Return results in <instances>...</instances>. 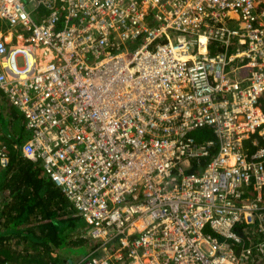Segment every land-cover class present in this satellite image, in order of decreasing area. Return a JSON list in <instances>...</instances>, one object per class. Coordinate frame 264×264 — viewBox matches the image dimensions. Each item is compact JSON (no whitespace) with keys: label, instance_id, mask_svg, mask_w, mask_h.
I'll list each match as a JSON object with an SVG mask.
<instances>
[{"label":"built area","instance_id":"1","mask_svg":"<svg viewBox=\"0 0 264 264\" xmlns=\"http://www.w3.org/2000/svg\"><path fill=\"white\" fill-rule=\"evenodd\" d=\"M0 19L21 153L88 226L73 264H264V0H0Z\"/></svg>","mask_w":264,"mask_h":264},{"label":"trees","instance_id":"2","mask_svg":"<svg viewBox=\"0 0 264 264\" xmlns=\"http://www.w3.org/2000/svg\"><path fill=\"white\" fill-rule=\"evenodd\" d=\"M6 28V22L0 19V31ZM261 109L264 114V98ZM24 139L17 137L8 142L9 162L0 169L5 177L0 178V187L4 185L9 191L6 196L0 191V264H73L59 253L51 254L65 245L70 232L82 228L83 234L88 226L72 203L52 188L48 176L41 174L40 161L22 160L19 148ZM10 168H16V172L6 180ZM77 238L68 245L75 243L84 252L92 244L86 234Z\"/></svg>","mask_w":264,"mask_h":264},{"label":"crops","instance_id":"3","mask_svg":"<svg viewBox=\"0 0 264 264\" xmlns=\"http://www.w3.org/2000/svg\"><path fill=\"white\" fill-rule=\"evenodd\" d=\"M7 28H8V26H7ZM7 28L4 32L0 31V34H5L7 31ZM0 70H1V68H0ZM28 136H29V133L25 129L24 118H23L21 112L16 107H14L8 103V101L5 98L3 91L0 90V142L6 146V148L8 149V152H9L8 142H11V139L17 138V137L22 138V139L23 138L27 139ZM13 146L16 147V145L14 143H13ZM19 153H20V157L22 158L23 161L35 162V160H36V159L34 160V159H30L28 157L23 156L20 148H19ZM40 169L43 171L41 163H40ZM15 172H16V168H15V170L10 168L8 170V175L6 177V180H9L11 175ZM43 173H44V171L41 174L44 175L45 173L44 174ZM0 178L5 179L3 170L0 171ZM50 183H51V186L54 190L59 191V189L56 188L51 181H50ZM0 191H3L2 196H6L9 193L8 189H6L4 185L0 187ZM2 206L3 205L0 202V209L2 208ZM81 231H82V228H79L76 231L75 236L77 234H78V236H80L79 234L81 233ZM66 246H67V244H66ZM78 247L79 246L77 245V248ZM72 248H76L75 243L72 245ZM88 249H89V246H86V250L84 251V253L82 255H80V257L83 256L87 252ZM64 250H65V248H64ZM51 255L55 256L54 253H52Z\"/></svg>","mask_w":264,"mask_h":264},{"label":"rangeland","instance_id":"4","mask_svg":"<svg viewBox=\"0 0 264 264\" xmlns=\"http://www.w3.org/2000/svg\"><path fill=\"white\" fill-rule=\"evenodd\" d=\"M16 61L20 65L21 64V57H17ZM75 234H76L75 231L70 232L67 239H66L65 245L60 247L59 249H57L56 252H52V253H54L55 255H57V253H59L60 256L67 257L68 260H71L73 263L75 261H77L78 258L80 257V255H82L84 252L81 251L79 248H77V245H76V248H72L71 244L68 245V243H69V241H76V239H78L77 237H84L81 235H85L86 233H83V234L80 233L79 234L80 236H78V234L75 236ZM66 244H67V246H66ZM64 248H65V250H64Z\"/></svg>","mask_w":264,"mask_h":264}]
</instances>
